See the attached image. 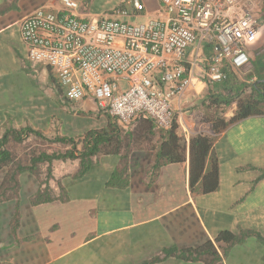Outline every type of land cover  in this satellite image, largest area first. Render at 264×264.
<instances>
[{
  "label": "crops",
  "instance_id": "crops-1",
  "mask_svg": "<svg viewBox=\"0 0 264 264\" xmlns=\"http://www.w3.org/2000/svg\"><path fill=\"white\" fill-rule=\"evenodd\" d=\"M76 1L87 15L126 10L120 18L130 22L147 21L163 8L161 0H140L141 13L132 0ZM60 4L0 0V138L8 128L31 127L42 136L32 133L23 143L34 140L44 147L26 149L21 164L11 162L0 170V264H264V113L239 120L217 136L212 154L219 163L218 187L210 192L191 187L190 138L208 132L198 106L205 82L172 102L177 134L187 143L184 162L156 166L157 151L145 145L94 156L84 174L80 159L42 162L3 185L9 170L30 165L33 152L72 147L58 138L75 141L78 154L87 132L110 121L128 130L137 120L124 126L92 98L69 101L52 68L28 59L21 20L39 7ZM260 4L264 10V0ZM211 54L212 46L204 44V57ZM249 56L246 67L229 75L258 86L264 83L258 78L264 74V23ZM245 68L248 80L238 72ZM234 110L225 115L231 117ZM149 137L159 143V133ZM22 144H8L14 157L13 146ZM46 167H51L49 179ZM202 246L200 260L164 256L173 248Z\"/></svg>",
  "mask_w": 264,
  "mask_h": 264
},
{
  "label": "built area",
  "instance_id": "built-area-1",
  "mask_svg": "<svg viewBox=\"0 0 264 264\" xmlns=\"http://www.w3.org/2000/svg\"><path fill=\"white\" fill-rule=\"evenodd\" d=\"M60 2L21 20L28 59L52 68L66 99L92 98L124 126L146 116L169 127L172 102L246 67L262 30L260 0H161V12L144 22L121 19L126 10L87 15L76 0ZM132 4L142 12L140 0Z\"/></svg>",
  "mask_w": 264,
  "mask_h": 264
},
{
  "label": "trees",
  "instance_id": "trees-1",
  "mask_svg": "<svg viewBox=\"0 0 264 264\" xmlns=\"http://www.w3.org/2000/svg\"><path fill=\"white\" fill-rule=\"evenodd\" d=\"M258 78H264L259 74ZM231 75L222 82L210 84L202 93L198 103L201 121L207 124L208 132L198 133L190 138V184L191 187L199 185V190L210 192L219 184V163L213 157L212 150L217 136L233 123L246 117L264 113V83L258 86L241 83L231 87ZM229 90L231 92H229ZM235 106L234 113L227 117L225 113ZM175 119L169 128H158L154 119L139 116L133 126L126 130L117 122L110 121L100 130H92L82 136V149L77 152L76 142L72 139L58 138L55 141L73 143L65 151L33 152L29 161L30 165L19 166L16 170L7 172L3 185L13 180L17 172L28 168L36 170L42 162L51 164L54 160L80 159L81 174L87 173L93 165V157L98 155L128 153L131 149H142L149 145L157 151L156 166L161 163H180L186 160L187 143L183 136L177 134ZM41 135L31 127L8 128L0 138V170L13 162L14 154L8 148L10 142L22 144L30 134ZM159 133V143L152 142L149 136ZM46 140V139H45ZM48 141V140H47ZM2 185V186H3ZM204 246L197 248L178 249L165 251V257H177L182 260H200Z\"/></svg>",
  "mask_w": 264,
  "mask_h": 264
},
{
  "label": "rangeland",
  "instance_id": "rangeland-1",
  "mask_svg": "<svg viewBox=\"0 0 264 264\" xmlns=\"http://www.w3.org/2000/svg\"><path fill=\"white\" fill-rule=\"evenodd\" d=\"M260 5H259V7H257L255 9L254 13H255V16H256L258 22L263 26V23H264V10H263L262 6H260ZM241 71H242L241 75L242 76H245V77H246V75L249 72L248 68H245L243 70H239L238 72H241ZM239 80H241V81H239ZM245 80H248V78L246 77ZM248 81L247 82L246 81H243L242 79H240V78L237 77V74H234L233 73V75H231V81L229 83L230 90H231V87L232 86H234L236 84H240L242 82L248 83ZM238 82H240V83H238ZM230 90H229V92H231ZM13 149H14V152L17 155H16V157H14L15 160L13 161L12 165H16V164H21L23 162L22 160L27 159V157L24 155V152H25L26 149H27V151L29 149H32V150H42V149H44V147L42 146V144L39 141H34V140L30 141L29 140L26 143H23L22 145H17V146L14 145L13 146ZM19 155H22V156L19 157ZM50 168L51 167H46L45 170H44V173L46 174L44 177H47L48 179H49V174H50V172H49L50 171ZM92 178L95 180L94 177H92Z\"/></svg>",
  "mask_w": 264,
  "mask_h": 264
}]
</instances>
